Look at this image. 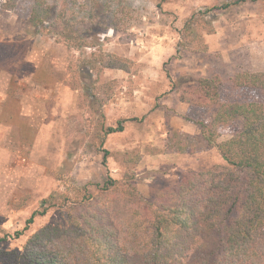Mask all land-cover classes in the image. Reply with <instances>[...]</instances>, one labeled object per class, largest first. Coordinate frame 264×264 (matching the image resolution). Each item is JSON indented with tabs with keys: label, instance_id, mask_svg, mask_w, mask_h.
<instances>
[{
	"label": "rangeland",
	"instance_id": "obj_1",
	"mask_svg": "<svg viewBox=\"0 0 264 264\" xmlns=\"http://www.w3.org/2000/svg\"><path fill=\"white\" fill-rule=\"evenodd\" d=\"M225 1L47 0L66 18L49 29L53 16L33 0H0V255L57 219L51 208L25 227L49 194L59 200L128 172L152 200L184 171L224 163L207 141L216 107L180 94L217 75L222 100L264 104V89L230 81L239 70L264 71V0L217 7ZM99 52L128 59V70L93 61ZM240 127L218 123L216 140Z\"/></svg>",
	"mask_w": 264,
	"mask_h": 264
},
{
	"label": "trees",
	"instance_id": "obj_2",
	"mask_svg": "<svg viewBox=\"0 0 264 264\" xmlns=\"http://www.w3.org/2000/svg\"><path fill=\"white\" fill-rule=\"evenodd\" d=\"M63 27V7L51 14L47 0H33ZM94 1V0H92ZM256 0H228L218 8ZM118 2L114 16H125ZM193 17L185 26L189 27ZM92 60L128 70L129 60L99 52ZM233 86L264 89V71L239 70ZM217 75L200 77L183 89L180 100L216 107L207 141L224 160L206 169L186 170L170 187L148 200L128 172L107 174L101 183L86 182L73 195L49 194L32 211L25 227L49 209L57 219L31 233L20 250L1 252L5 264H264V104L226 101ZM241 121L229 138L216 140V125ZM197 124L203 126L200 121ZM122 129L107 127L105 131ZM107 150L102 164L106 165ZM94 187V191L91 190ZM24 227V229H25ZM17 236L21 231L15 232ZM4 238L0 237V241Z\"/></svg>",
	"mask_w": 264,
	"mask_h": 264
},
{
	"label": "crops",
	"instance_id": "obj_3",
	"mask_svg": "<svg viewBox=\"0 0 264 264\" xmlns=\"http://www.w3.org/2000/svg\"><path fill=\"white\" fill-rule=\"evenodd\" d=\"M249 17H247V19H248ZM244 38H245V36H243V40H244ZM252 38V37H251ZM211 39V38H210ZM254 39H252V41H253ZM249 41H247V43H248ZM250 61H251V67L249 66L248 68H250V70H255V68L252 66L253 65V63H254V61H255V55H253V56H251V58H250Z\"/></svg>",
	"mask_w": 264,
	"mask_h": 264
}]
</instances>
